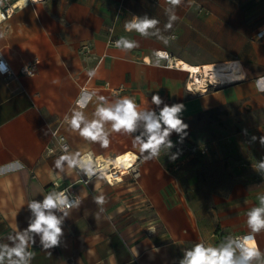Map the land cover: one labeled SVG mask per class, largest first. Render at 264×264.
<instances>
[{"label":"crops","instance_id":"0c3cea01","mask_svg":"<svg viewBox=\"0 0 264 264\" xmlns=\"http://www.w3.org/2000/svg\"><path fill=\"white\" fill-rule=\"evenodd\" d=\"M166 7L167 0H44L0 23V31L5 32L0 48L16 73L12 77L0 74V166L15 160L24 165L21 171L0 175V242L7 243L16 227L27 228L31 215L27 202L42 200L54 182L82 201L66 218L59 246L43 250L35 237L31 264H179L183 249L200 241L215 245L226 237L200 224L209 218L194 210L190 192H185L181 176L190 172L186 166L175 170L163 153L157 160L144 161L128 135L111 133L105 149L68 128L63 117L75 107L82 88L109 100L129 96L141 108L157 111L149 103L152 95L159 94L169 106H186L184 121L213 108L235 117L237 129L226 135V148L218 154L247 168L233 186L246 199L241 202L243 224L229 231L249 232L246 213L258 206L257 197L264 194V176L254 170L264 160V146L259 142L264 136V93L254 83L258 75H264V37L254 36L264 27V0H183L175 10L179 19L163 33L175 37L169 46L155 37L125 31V20L145 14L158 19L163 30ZM121 36L136 40L139 47L124 53L109 44ZM202 36L211 45L230 46L219 53L224 57L217 65L238 62L243 79L209 84L200 94L190 90L194 74L177 61L211 66L196 63L188 51ZM154 50L169 51L171 65L153 66ZM36 58L40 60L36 74L21 75V68ZM91 69L97 75L90 80L87 72ZM114 89L119 92L114 94ZM96 103L94 99L83 110L89 119ZM55 129L65 136L70 150L83 156L115 160L130 152L134 163L116 170L121 179L112 184L105 177L86 182L87 177L75 173L58 176L54 161L62 152L52 135ZM218 154L209 159L221 158ZM180 158L187 163V155ZM101 194L106 198L103 212L93 200ZM256 244L264 252V231L256 234Z\"/></svg>","mask_w":264,"mask_h":264},{"label":"clouds","instance_id":"9594fccd","mask_svg":"<svg viewBox=\"0 0 264 264\" xmlns=\"http://www.w3.org/2000/svg\"><path fill=\"white\" fill-rule=\"evenodd\" d=\"M182 3L183 0H167L168 7L164 10L167 23L163 30L158 27L160 21L150 18L147 14L133 15L130 20H125L124 29L127 32H136L144 38L155 37L165 46H169L175 37L163 33L171 30L179 19L175 10ZM4 37L5 32L0 31V39ZM137 47L139 43L136 40L124 36L115 41V48L124 53ZM152 56L153 66L156 67H160L162 61L169 58V54L163 50H154ZM25 71L30 77L33 75L32 71L27 69ZM87 75L91 80L97 72L91 69ZM254 83L257 91L264 93V75H258ZM94 99L97 103L92 118L89 119L83 110ZM149 104L155 105L159 111L152 107L141 108L135 99L129 96L109 100L98 95L95 90L82 88L76 98L75 107L64 115L63 120L72 132L78 133L85 141L99 143L101 148L109 147L111 133H120L132 138L133 146L139 148L144 161L157 160L163 153L174 162L180 152H170L175 147L170 137L176 133L179 137L178 143H183L188 135L186 130L189 125L182 119L186 106L183 103L169 106L159 94L152 95ZM44 134L47 135L48 131ZM52 135L55 136V133ZM256 139L257 137H252L253 141ZM259 142L264 146V136L259 137ZM60 150L62 154L54 161V169L58 176L75 173L87 177L86 182H91L93 178L96 182L103 179V169L99 168L90 156H83L80 151L70 150L66 143L60 144ZM23 168V163L15 160L0 166V175L18 172ZM254 170L264 176V160L258 161ZM42 196V200L33 199L26 204L31 213L27 228L19 230L16 227L14 233L7 236V243L0 242V264H31L35 252L30 249L36 243L37 236L43 250L60 245L64 236L62 226L66 218L70 217L71 211L79 209L82 201L79 195L73 196L67 189L51 190ZM257 199L258 206L250 208L246 213V224L249 229L247 234L228 235L215 245L204 241L197 242L192 247L183 249L179 264H264V252L256 244V234L264 231V194L258 195ZM93 200L99 206V211L103 212L105 196L97 195ZM96 219H99V213Z\"/></svg>","mask_w":264,"mask_h":264},{"label":"rangeland","instance_id":"374dc122","mask_svg":"<svg viewBox=\"0 0 264 264\" xmlns=\"http://www.w3.org/2000/svg\"><path fill=\"white\" fill-rule=\"evenodd\" d=\"M254 36L257 37V31H255ZM228 47L230 48V46L218 44L211 45L209 39L202 36L198 43L196 42L189 47L188 51L194 55L198 64L211 63V65H217L221 64L219 61L224 57V55L219 56V53L226 51ZM199 75L202 76V74ZM207 79L211 80V77ZM196 87L202 88L204 85L201 86V83H196ZM184 122L189 127L186 130L188 135L183 143H178L179 137L176 133L171 138L175 147L170 152L179 151L180 155L174 162L170 159L167 162L170 167H174L178 171H182L184 166L189 169L190 172L181 176V182L185 192H190L191 200L194 202L192 205L194 210L197 213L208 215L209 221H201L200 224L205 226V229H211L214 234L222 235V237L224 235H236L229 230L238 229L243 224L241 221L243 209L241 202L246 199L244 195H241L240 189L236 190L233 186L239 183L240 175H244L247 168L240 161L228 156L224 157L221 153V158L216 157L212 160L209 158L213 154L225 150L224 138L231 130L235 132L238 121L235 117L226 116L223 110L213 108L199 111L194 117ZM206 147L208 151L203 154L201 151ZM183 155L188 157L186 164H184L186 161L180 158ZM230 176L233 178L231 183ZM261 188H264V184Z\"/></svg>","mask_w":264,"mask_h":264},{"label":"bare ground","instance_id":"6f19581e","mask_svg":"<svg viewBox=\"0 0 264 264\" xmlns=\"http://www.w3.org/2000/svg\"><path fill=\"white\" fill-rule=\"evenodd\" d=\"M177 62L178 65H180L187 71L192 72V74H194L195 82L201 83V86L209 81L208 79L206 80V78L208 77H211V83H217V81H225L224 83L226 84L238 82L239 80H241L239 79V77H244L241 65L238 62H233L228 65H206L204 67L191 66L181 60ZM199 74H202V76ZM196 88L199 89V87ZM134 160L135 155L129 152L121 155L120 157H117L115 160L99 158L97 160H94V162L99 168L103 169L105 178H109L112 182H116L121 179L120 176H118L117 171L129 168L134 163Z\"/></svg>","mask_w":264,"mask_h":264},{"label":"built area","instance_id":"2783aa9c","mask_svg":"<svg viewBox=\"0 0 264 264\" xmlns=\"http://www.w3.org/2000/svg\"><path fill=\"white\" fill-rule=\"evenodd\" d=\"M44 0H0V23L1 22H4V21H7L8 19H10L14 13L20 9H23L25 7H28V6H35L36 4L42 2ZM205 13L207 11H204ZM257 37H264V27L260 30L257 31ZM115 41L116 40H110L109 41V44L110 45H113L115 46ZM165 52H167L169 54V58L165 61H162V62H166L164 65L166 66H170V62H171V59H172V54L167 51V50H163ZM40 63V60L39 59H34L31 63L23 66L20 70V74L21 75H27V71H25V69H27L28 71H32L33 72V75L34 76L37 72V66L38 64ZM0 74L1 75H4L6 77H12V76H15L16 73L13 71L9 61L7 60L6 56L4 55L3 51L1 50L0 48ZM225 81H221L220 83L221 84H224ZM195 80H193L192 82V86L194 87H189L190 90L196 94H200L202 93L204 90H207L208 87H209V84H214L216 85L217 83H211V82H208L205 85V87H202V88H196V84H195ZM219 84V83H218ZM107 86H109V84L107 83L106 84ZM119 92L118 89H114L113 90V93L114 94H117ZM52 133H55V136H53L57 142V145L59 146L60 148V144H63V143H67L66 141V138L65 136L59 132L58 129H55ZM69 145V144H68ZM208 151V148H204L201 152L203 154H206ZM49 152H54V149L53 148H50L49 149ZM115 172V171H114ZM106 180L108 181V183H115V182H112L109 178H106ZM67 190H69V193L73 196H76L69 188H65ZM65 189H58V182H54V185L49 189V191L51 190H56V191H63Z\"/></svg>","mask_w":264,"mask_h":264},{"label":"water","instance_id":"95a60500","mask_svg":"<svg viewBox=\"0 0 264 264\" xmlns=\"http://www.w3.org/2000/svg\"><path fill=\"white\" fill-rule=\"evenodd\" d=\"M223 85H226V84H223Z\"/></svg>","mask_w":264,"mask_h":264}]
</instances>
